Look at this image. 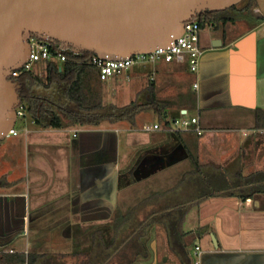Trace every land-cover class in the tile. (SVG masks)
<instances>
[{
	"label": "crops",
	"instance_id": "0c3cea01",
	"mask_svg": "<svg viewBox=\"0 0 264 264\" xmlns=\"http://www.w3.org/2000/svg\"><path fill=\"white\" fill-rule=\"evenodd\" d=\"M228 13L235 21L202 27L198 70L189 69L187 62L162 60L148 74L159 95L171 101L167 120L172 119L170 110L180 114L191 110L199 117L201 133L194 127L169 130L160 117L144 122L145 110L134 126L123 120L114 127H43L33 119L36 128L27 132L26 141L36 148V185L26 190L23 174L15 175L10 167L0 170V176L16 179V190L0 194L14 195L13 205L18 201L23 206L25 222L24 230L5 237V248L38 255L34 264H82L92 245L91 234H81L66 223L89 226L113 221L117 208L127 210L140 200L133 191L150 187L151 175L174 166L176 180L155 181V187L167 183L163 188L167 189L196 169L195 159L212 172L224 171L232 182L237 175H256L244 187L264 189V118L258 124L256 117L257 110L264 109V0H256L252 11L242 7ZM216 38L222 39L220 45H213ZM125 74L141 84L147 72L131 68ZM174 87L177 91L172 92ZM155 122L161 127L144 128ZM124 191L131 194L127 201ZM152 206H141L136 219L149 221ZM192 209L196 219L184 228ZM162 225L148 226L143 237L146 253L131 264H196V246L211 232L218 243L211 240L205 248L200 246V264H264V191L246 199L231 194L193 200L183 217L180 245ZM30 228L36 229L32 239ZM75 233L83 246L72 245Z\"/></svg>",
	"mask_w": 264,
	"mask_h": 264
},
{
	"label": "trees",
	"instance_id": "16d2710c",
	"mask_svg": "<svg viewBox=\"0 0 264 264\" xmlns=\"http://www.w3.org/2000/svg\"><path fill=\"white\" fill-rule=\"evenodd\" d=\"M256 0L246 2L243 9L252 11ZM237 4L220 10H205L204 17L198 18L201 26L207 23H226L235 21L228 13L237 8ZM201 14V15H202ZM58 46V43H54ZM67 59H42L36 70L22 71L15 78L21 83L22 101L34 121L43 127H71L77 125H99L104 121L118 122L126 120L132 126L136 124L138 114L153 109L160 121L168 124L167 108L171 101L163 98L157 91V85L150 79L135 98L125 104L105 103L99 67L89 59L95 55L91 51L75 53L64 49ZM39 68V70H38ZM257 122L264 118V109L257 110ZM196 169L185 173L179 181L167 189L153 191L141 198L127 210L117 208L113 217V234L110 239L102 236V230L94 232L92 245L84 254L82 264H131L139 255L146 253L147 246L143 237L153 222L163 223L174 237L175 243L183 242L181 236L182 221L193 200L215 195L236 194L246 199L250 194L264 191L259 187L250 190L245 183L255 176L237 175L232 182L224 171H210L197 159ZM7 184L0 176V186ZM237 186L236 188H231ZM152 204L147 213L150 220H137L141 206ZM174 243V244H175ZM38 255L24 250H10L0 245V264H34Z\"/></svg>",
	"mask_w": 264,
	"mask_h": 264
},
{
	"label": "water",
	"instance_id": "95a60500",
	"mask_svg": "<svg viewBox=\"0 0 264 264\" xmlns=\"http://www.w3.org/2000/svg\"><path fill=\"white\" fill-rule=\"evenodd\" d=\"M243 0H0V140L8 135L22 101L21 83L11 77L36 36L78 53L119 59L171 45L185 22L205 10ZM213 45H220L216 38ZM14 195H1L0 199ZM215 245L217 239L211 232Z\"/></svg>",
	"mask_w": 264,
	"mask_h": 264
},
{
	"label": "rangeland",
	"instance_id": "374dc122",
	"mask_svg": "<svg viewBox=\"0 0 264 264\" xmlns=\"http://www.w3.org/2000/svg\"><path fill=\"white\" fill-rule=\"evenodd\" d=\"M247 1H249V0H243V1L239 2L237 4L238 5L237 8H242L243 6H245ZM161 61L162 60L159 59L157 62H161ZM153 64H154V62H152V61H138L135 64H133V66H131L127 69V70H129L131 68H134L135 70H141V71L147 72V75H143V77L141 79V84H140V82H137L135 80H131V79L128 80V78H126V76H125L126 75L125 72H122L120 74H116V75H119V77L115 78L114 80H105L104 82L101 81V87H102V91H103L104 102L105 103L125 104V103H128L131 100H133L135 98V96L137 95V93L140 90H142L147 85V83H149L150 79H149L148 74L150 73ZM188 67H189V65H188ZM189 69H190V67H189ZM35 70H36V68H35ZM38 70H39V68H38ZM120 75H123V76H120ZM137 85H141V86L137 87ZM140 87H141V89H140ZM177 88L178 87L172 88V92L177 91ZM175 115L180 116L181 114L177 110H170L169 111V118H173V116H175ZM191 115H193V114H192V111L190 110L187 113V116H191ZM158 117H159V115L156 111H154L153 109H147V111L145 110L143 120H144V122L151 123L155 119H157ZM117 124H119V121L118 122L104 121L99 125H101L103 127H112V126L114 127ZM88 126H93V125L90 124ZM15 128L18 131L17 134H9V135L5 136L4 138H2L3 142H5V144L0 146V170L7 168V167H10L15 175H19V177H20L21 174H23L22 175V178L24 181L23 188L26 190H29V188L32 189L34 187L33 185H36L35 184L36 183V148H34V145H32L31 143L28 144V142L26 141V136H27V132L29 130H32L33 128H36V126H35V123L33 122V117L28 112L27 108L25 109L24 114L19 115L16 118ZM2 153H3V156H2ZM173 169H174V166L169 167L168 170L163 169L164 171L162 173L157 174V175H151L148 178L150 180L149 181L150 183L147 182L151 186L145 187L143 190L139 189L140 186H139V188H137L138 187L137 186L136 187L137 190L133 191V192H135V194L137 193L136 197L141 199V198H143L144 195H146V193L153 192L154 188H159L161 190L164 188V185L167 184V183L166 184L159 183L157 185V187H155L156 182H165L167 179V181L169 183H171L174 180H176L177 176H176V173L173 172L174 171ZM176 171H177V168H176ZM166 174H167V176H166L167 178L165 177ZM4 177H5V180L7 181V184L0 187V192H9V191L16 190V188L13 186L14 184H16V183H14L16 179L10 181V180H8L9 177H7V176H4ZM137 184H139V183H137ZM133 192H132V194H133ZM122 194H123V198L126 199V201H127V196L131 195V194H129V192L127 193L126 191H124ZM134 197H135V195H134ZM124 203H123V205H124ZM23 213H24V211H23ZM195 219H196V215H194V212L192 209V211L188 214L187 220L185 222H183L184 228L190 227ZM32 224L33 223H29V225H32ZM66 224H67V226L73 225V227H75L77 230H80V233H81V231H88L89 232L88 234H91V237L89 238L90 241L93 240V235H94V232L96 231V229H101L102 230V236L105 237L106 239H110L112 234H113L112 233L113 232V221H109V222L107 221L105 223L99 222V223H95V224L89 225V226H83L81 224L69 223V222ZM163 227L165 229V226H163ZM83 229H86V230H83ZM28 231H29L28 232V238L32 239L31 236L34 233L36 234V229L30 228V230H28ZM77 234L75 233L74 237L71 239L72 245L83 246L84 241L81 240L80 237H78L79 234L78 235ZM209 236L202 238V240L200 241L199 244L202 248H205L207 246V243H210L211 240L214 242L212 235H209Z\"/></svg>",
	"mask_w": 264,
	"mask_h": 264
},
{
	"label": "built area",
	"instance_id": "2783aa9c",
	"mask_svg": "<svg viewBox=\"0 0 264 264\" xmlns=\"http://www.w3.org/2000/svg\"><path fill=\"white\" fill-rule=\"evenodd\" d=\"M202 26L198 18L190 19L185 22L183 32L177 36L171 45L158 47L151 52L135 53L131 56L119 59L101 58L98 55L92 56L89 60L99 67V77L101 80H107L116 74L125 72L129 67L138 61H152L156 63L159 59L163 61H179L187 62L192 71L199 68L200 58L203 54V48L200 45V32ZM31 51L27 60L18 68L13 69L11 77L15 78L22 71L34 70L37 64L42 59H57L64 61L67 59V54L59 45L55 46L51 40L42 39L36 36L30 38ZM197 87L198 83L195 82ZM26 105L23 101L17 106V117L24 114ZM16 117V118H17ZM199 117L197 115L187 116V112L183 111L180 116L172 118L166 128L172 131L194 129L201 133L204 129L198 124ZM161 123L146 124V130L158 129ZM264 131V130H263ZM18 131L15 125L10 129L9 134H17ZM195 263L200 264L202 250L199 245L196 246Z\"/></svg>",
	"mask_w": 264,
	"mask_h": 264
},
{
	"label": "flooded vegetation",
	"instance_id": "af4514ba",
	"mask_svg": "<svg viewBox=\"0 0 264 264\" xmlns=\"http://www.w3.org/2000/svg\"><path fill=\"white\" fill-rule=\"evenodd\" d=\"M249 11V9H247ZM199 13L197 18H203L205 14ZM222 23V22H221ZM221 23H213L215 25ZM223 24V23H222ZM123 177H125L123 175ZM14 201L7 197L5 199H0V245H5L4 242L8 240L5 238L12 232H18L23 229L24 226V217H23V207L18 204L13 205Z\"/></svg>",
	"mask_w": 264,
	"mask_h": 264
}]
</instances>
